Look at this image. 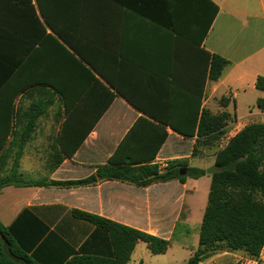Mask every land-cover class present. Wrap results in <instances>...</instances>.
Here are the masks:
<instances>
[{
  "label": "crops",
  "instance_id": "1",
  "mask_svg": "<svg viewBox=\"0 0 264 264\" xmlns=\"http://www.w3.org/2000/svg\"><path fill=\"white\" fill-rule=\"evenodd\" d=\"M52 6L64 36L41 19L43 32L30 18L19 22L20 48H26L19 80L35 76L51 84L36 83L27 90L38 91H21L14 100L22 108L33 100L46 105L21 143L19 176L27 172L25 180L33 183L0 189V264L111 257L109 233L74 217L72 209L169 241L159 254L136 241L126 264H183L198 244L210 183L206 171L144 186L117 179L55 182L93 174L139 117L166 122L153 158L159 169L168 160L183 159L206 170L216 150L244 125L264 123V108L256 104L257 98L264 100V90L255 85L264 77V0H52ZM206 52L228 61L217 80L206 77ZM56 88L69 96L68 111ZM203 109L229 114L211 145L196 142L195 128L187 134L168 123L189 129ZM25 124L24 114L12 119L16 141ZM60 137L68 148L81 139L67 151ZM197 264H264V244L257 258L220 251Z\"/></svg>",
  "mask_w": 264,
  "mask_h": 264
},
{
  "label": "trees",
  "instance_id": "2",
  "mask_svg": "<svg viewBox=\"0 0 264 264\" xmlns=\"http://www.w3.org/2000/svg\"><path fill=\"white\" fill-rule=\"evenodd\" d=\"M0 0V189L6 185H30L33 182L23 180L19 176V156L21 143L28 137L36 115L46 105L44 100H33L22 108L15 103L19 92L38 82L35 76L27 80H19V67L23 50L19 43V22L30 18L42 32L44 27L40 19L52 31L64 36L54 23L52 0ZM66 40V38H65ZM61 48L64 47L61 45ZM207 72L209 80H217L228 61L215 53H207ZM76 63L84 65L77 58ZM87 70V69H86ZM92 79L96 80L93 74ZM256 87L264 90V77L256 78ZM63 100L65 111L70 108V98L64 90L56 88ZM112 93L108 91V100ZM256 104L264 108V100L257 98ZM104 107V106H102ZM24 114L26 124L16 141V131L11 121ZM229 114L221 112L212 114L203 109L197 121H193L189 129L182 128L174 122H168L176 130L190 134L196 129V142L211 145L223 133ZM166 122L154 123L139 117L116 146L105 164L98 165L95 172L80 180L55 182L57 185L90 184L97 180L117 179L129 181L139 186L154 182L167 181L173 178L184 181L186 177L197 178L205 174L203 168L188 166L183 159L168 160L162 169L153 162L155 153L163 141ZM13 136L7 142L6 137ZM81 138L71 142L69 148L66 139L59 140L67 151H72ZM15 146V150L11 151ZM195 150V149H193ZM214 165L217 170L210 174L206 205L199 226L198 244L193 253L183 264H197L213 253L220 251H241L249 258H257L264 244V123L249 122L230 137L227 143L214 153ZM185 168L184 174L179 170ZM72 215L95 226L104 228L110 236L112 256L76 255L70 264H126L133 246L140 240L146 243L153 254L163 253L169 241L147 232L131 228L110 219L72 209ZM4 226L0 223V233ZM1 246V241H0Z\"/></svg>",
  "mask_w": 264,
  "mask_h": 264
},
{
  "label": "water",
  "instance_id": "3",
  "mask_svg": "<svg viewBox=\"0 0 264 264\" xmlns=\"http://www.w3.org/2000/svg\"><path fill=\"white\" fill-rule=\"evenodd\" d=\"M217 170V166L216 165H212L209 168H207L205 171L207 174H211L213 171ZM185 173V168H181L179 170V174H184Z\"/></svg>",
  "mask_w": 264,
  "mask_h": 264
},
{
  "label": "rangeland",
  "instance_id": "4",
  "mask_svg": "<svg viewBox=\"0 0 264 264\" xmlns=\"http://www.w3.org/2000/svg\"><path fill=\"white\" fill-rule=\"evenodd\" d=\"M20 177L25 180V179H28L30 177V175L27 173V172H23Z\"/></svg>",
  "mask_w": 264,
  "mask_h": 264
},
{
  "label": "built area",
  "instance_id": "5",
  "mask_svg": "<svg viewBox=\"0 0 264 264\" xmlns=\"http://www.w3.org/2000/svg\"><path fill=\"white\" fill-rule=\"evenodd\" d=\"M158 165V168H161L162 166H159V164H157Z\"/></svg>",
  "mask_w": 264,
  "mask_h": 264
}]
</instances>
